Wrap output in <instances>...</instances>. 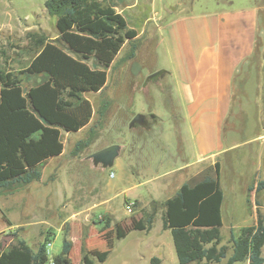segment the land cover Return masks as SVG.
<instances>
[{
    "label": "rangeland",
    "instance_id": "rangeland-1",
    "mask_svg": "<svg viewBox=\"0 0 264 264\" xmlns=\"http://www.w3.org/2000/svg\"><path fill=\"white\" fill-rule=\"evenodd\" d=\"M45 1L0 0V50L5 53L4 66L21 70L29 63L34 55L28 41L29 33L43 34L48 40L57 38L55 18L47 14ZM111 2L117 12L126 18L128 27L137 32L134 56L128 57L130 46L125 43L108 69L105 87L97 93L84 95L94 110L90 124L76 133L62 132L63 153L44 163L41 180L14 191L0 190V251L18 239H23L36 249L48 236L50 241L47 244L50 246L46 250L51 258L60 253L63 237H66L72 242V264H86L84 256L89 257L91 264H152L150 257L153 255L156 256L153 257L157 260L156 264H178L171 232L162 230L160 210L149 232L132 230V221L141 216L142 206L138 204L135 208L130 199L136 193L146 197V193L143 187L133 189L126 181L129 165H133L128 150L135 142L140 146L141 159L144 152L141 147L145 142L147 155H172L175 167L187 163V172L193 171L196 166L193 152L185 157L179 154L178 133L185 134V123L180 120L184 117L182 102L173 88V77L166 73L152 76L167 63L163 45L157 39L158 25L179 14L198 15L219 10L264 7V0ZM259 13V18L263 20L264 9ZM261 78L262 50L241 66L233 90L232 114L237 120L238 131L233 140L238 143L250 141L251 145L237 149L222 160L225 166L226 160L232 161L238 179L234 182L226 170L221 175V185L226 192L221 244L228 248L231 246V232L236 237L240 228L253 224L255 200L260 202L259 210L264 211V189L259 193L249 190L259 180L256 174L252 176V171L261 165L259 173L264 180V142L261 149L258 144L262 141L256 139L264 135V126L259 128L253 122L258 108L249 103L243 105L242 100L238 99L240 95H246L241 87L243 82L247 84L248 80H252L261 83ZM253 93L247 92V98ZM103 102H107V106L100 117L98 111ZM137 114L142 116L144 123L129 127ZM93 126L92 144L78 155H73L75 144L88 138ZM233 127L227 124L225 128L229 130ZM155 135L165 139L143 138ZM111 144L121 145L113 166L106 169L101 165L95 166L89 156ZM260 150L263 158L258 152ZM165 167L159 174L165 172ZM205 167L200 168L205 172ZM111 173L113 177H110ZM180 177L178 175V181L170 179V184L173 187L175 183L179 184ZM248 197L251 200L249 204L246 203ZM128 207L131 212H128ZM150 207L151 203L143 209L149 210ZM102 220H109V229L101 231ZM116 225L126 229L125 237H121V230L114 229ZM262 254L264 257V248ZM101 257L106 258L100 261Z\"/></svg>",
    "mask_w": 264,
    "mask_h": 264
},
{
    "label": "trees",
    "instance_id": "trees-1",
    "mask_svg": "<svg viewBox=\"0 0 264 264\" xmlns=\"http://www.w3.org/2000/svg\"><path fill=\"white\" fill-rule=\"evenodd\" d=\"M44 8L55 18V40L29 33L34 55L21 70L4 66L5 53L0 50V190L14 191L41 180L44 163L63 153L62 132L76 133L90 124L94 110L84 95L105 87L108 69L125 43L130 46L128 57L135 53L137 32L128 27L111 0H46ZM261 24L264 22L259 27ZM262 49L258 34L247 60ZM241 66L233 79L232 101ZM106 106L107 102L101 104L100 117ZM93 128L88 138L75 144L73 155L92 144ZM262 189L263 180L249 188L255 193ZM223 200L220 163L216 161L199 177L183 183L173 196L160 203L152 201L149 210L140 209L141 216L132 221L131 228L149 232L160 210L161 227L171 232L178 264H263L264 211L259 210L260 202L254 201L253 224L240 228L236 237L231 232L228 248L221 244ZM246 203H251L249 197ZM132 205L137 208L138 202ZM100 224L101 231L110 228L109 220ZM115 228L125 237L126 229ZM49 241L45 236L33 249L18 239L0 251V264H72V242L63 237L60 253L50 258ZM84 261L91 264L87 256Z\"/></svg>",
    "mask_w": 264,
    "mask_h": 264
},
{
    "label": "crops",
    "instance_id": "crops-1",
    "mask_svg": "<svg viewBox=\"0 0 264 264\" xmlns=\"http://www.w3.org/2000/svg\"><path fill=\"white\" fill-rule=\"evenodd\" d=\"M261 9L264 7L219 10L198 15L179 14L163 25H158L157 39L162 43L167 59L166 67L159 72L173 77V88L182 102L184 117L180 120L185 123V134L178 133L179 154L185 157L193 152L196 166L193 171L187 172V163L175 167L172 155H147L148 146L145 142L141 147L144 150L141 159L140 146L137 142L132 143L128 155L133 165H129L126 181L133 189L143 187L146 193V197L136 193L130 199L132 203L137 201L145 208L152 201L163 202L173 196L183 183L202 174L204 169L200 167L206 165L207 169L216 161L220 163V182L224 170L228 171L229 178H234V182L238 180L232 161L226 160L225 166V161L223 163L222 160L251 143L233 140L238 131L237 120L232 114V86L239 67L252 55L258 34L263 44L261 83L248 80L243 88L246 95L243 94L238 99L242 100V104L249 103L258 108L253 122L258 127L264 126V24L259 27L264 19L259 18ZM250 91L254 93L247 98V92ZM227 124L234 127L226 130ZM143 138L165 139L161 135ZM256 139L262 141H256L262 149L264 135H259ZM258 152L263 158L262 150ZM164 166H167L165 172L159 174ZM261 168L262 165L252 171V176L256 174L259 180H263L259 173ZM178 175H181L180 183H175L173 187L169 180L174 178L178 181ZM223 193L222 218L226 200L224 190ZM153 257L156 256L150 257L151 260L156 259Z\"/></svg>",
    "mask_w": 264,
    "mask_h": 264
},
{
    "label": "water",
    "instance_id": "water-1",
    "mask_svg": "<svg viewBox=\"0 0 264 264\" xmlns=\"http://www.w3.org/2000/svg\"><path fill=\"white\" fill-rule=\"evenodd\" d=\"M160 72L153 74L152 76L158 75ZM26 92V89L23 90ZM142 116L137 114L133 117V119L129 123V127H132L136 123H140ZM121 150V145L119 144H111L106 146L94 153H92L89 158L92 160V163L97 166L101 165L104 169L110 168L113 166L115 159L118 157Z\"/></svg>",
    "mask_w": 264,
    "mask_h": 264
},
{
    "label": "built area",
    "instance_id": "built-area-1",
    "mask_svg": "<svg viewBox=\"0 0 264 264\" xmlns=\"http://www.w3.org/2000/svg\"><path fill=\"white\" fill-rule=\"evenodd\" d=\"M110 177H113V173L110 174ZM129 205L131 206V204H129ZM127 210H128V212H131L130 207H128ZM49 246H50V244H46V247H49Z\"/></svg>",
    "mask_w": 264,
    "mask_h": 264
},
{
    "label": "flooded vegetation",
    "instance_id": "flooded-vegetation-1",
    "mask_svg": "<svg viewBox=\"0 0 264 264\" xmlns=\"http://www.w3.org/2000/svg\"><path fill=\"white\" fill-rule=\"evenodd\" d=\"M145 121V120H144ZM143 119H141V122L140 123H144Z\"/></svg>",
    "mask_w": 264,
    "mask_h": 264
}]
</instances>
